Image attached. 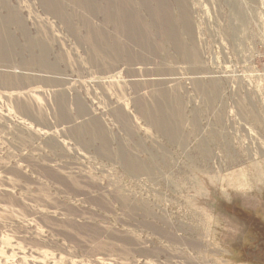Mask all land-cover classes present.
Instances as JSON below:
<instances>
[{
    "label": "rangeland",
    "instance_id": "obj_1",
    "mask_svg": "<svg viewBox=\"0 0 264 264\" xmlns=\"http://www.w3.org/2000/svg\"><path fill=\"white\" fill-rule=\"evenodd\" d=\"M0 264H264V0H0Z\"/></svg>",
    "mask_w": 264,
    "mask_h": 264
},
{
    "label": "bare ground",
    "instance_id": "obj_2",
    "mask_svg": "<svg viewBox=\"0 0 264 264\" xmlns=\"http://www.w3.org/2000/svg\"><path fill=\"white\" fill-rule=\"evenodd\" d=\"M254 165L256 166L257 164L254 163Z\"/></svg>",
    "mask_w": 264,
    "mask_h": 264
}]
</instances>
